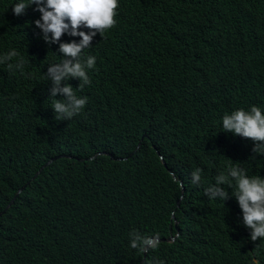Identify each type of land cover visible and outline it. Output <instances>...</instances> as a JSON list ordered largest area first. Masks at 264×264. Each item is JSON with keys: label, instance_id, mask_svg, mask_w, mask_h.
Returning a JSON list of instances; mask_svg holds the SVG:
<instances>
[{"label": "trees", "instance_id": "16d2710c", "mask_svg": "<svg viewBox=\"0 0 264 264\" xmlns=\"http://www.w3.org/2000/svg\"><path fill=\"white\" fill-rule=\"evenodd\" d=\"M17 2L0 0V55L29 61L23 73L0 64V213L62 157L0 217V264H264L235 181L224 202L205 195L229 165L264 178L254 141L222 129L235 110L264 114V0H119L115 27L83 50L92 89L68 121L46 77L59 44L43 40L35 5L14 15ZM133 231L159 247L131 248Z\"/></svg>", "mask_w": 264, "mask_h": 264}, {"label": "clouds", "instance_id": "9594fccd", "mask_svg": "<svg viewBox=\"0 0 264 264\" xmlns=\"http://www.w3.org/2000/svg\"><path fill=\"white\" fill-rule=\"evenodd\" d=\"M31 5H35L34 11L41 14L34 23L41 30L43 40L50 45L59 44L58 52L63 56L61 62L49 65L46 77L52 82L50 96L56 97L52 107L55 119L68 121L82 112L88 99L85 95L92 89L88 86L91 83L88 70L95 67L96 58L92 55L82 58L83 50L91 46L94 49L97 48L105 32L115 27L119 0H27V2L18 0L12 5V11L14 15L20 16ZM81 29H87V31ZM65 33L72 37L79 36V42L75 40L61 42V37ZM97 33L102 38L92 42ZM28 62L15 49L0 55V64H7L10 72L19 69L23 73L24 66ZM70 78H76L80 83H66ZM62 82H64L63 86ZM222 129L225 132L251 139L254 141L252 152L264 156V114L259 107L252 106L250 111L238 109L231 114H225L222 118ZM131 156L133 155L123 159L127 160ZM61 157L55 158L58 160ZM123 159L118 160L124 161ZM46 163L40 168L42 171L53 162L44 167ZM201 171L197 168L192 173L193 184L198 185L201 182ZM172 176L176 179L174 175ZM233 181H235L236 189L232 195L236 197L242 209L244 225L251 229V240L256 241L258 238H264V178L261 176L250 177L246 174L245 169L229 165L227 174L220 173L215 178V184L205 188V195L209 199L218 198L224 202L229 198V193L221 185L232 188ZM28 185L30 183L23 189H26ZM180 185L183 190L182 183ZM182 198L183 196L178 201V206ZM172 218L176 219L174 213ZM129 235L131 248L139 249L141 252H145V255L149 250L159 247L160 239L158 237L143 236L136 231ZM174 239L175 237L171 236L170 240ZM253 264H259V262L254 260Z\"/></svg>", "mask_w": 264, "mask_h": 264}, {"label": "water", "instance_id": "95a60500", "mask_svg": "<svg viewBox=\"0 0 264 264\" xmlns=\"http://www.w3.org/2000/svg\"><path fill=\"white\" fill-rule=\"evenodd\" d=\"M139 148H141V145H139L137 149H139ZM55 160H57V158H54V159L50 160L48 163H46V164L44 165V167H46L49 163L54 162ZM123 160H126V159H123ZM41 171H42V169H40V171L36 174V176H34V178H33L30 182H28V183H31V182H33L34 180H36V178L39 176V174L41 173ZM23 190H24V189H23ZM23 190H20V191L18 192V194H19V193H22ZM18 194L16 195V197L18 196ZM16 197L10 202V204L6 207V209L0 213V217H1L4 213H6V211L10 208V206H12V204L14 203Z\"/></svg>", "mask_w": 264, "mask_h": 264}, {"label": "bare ground", "instance_id": "6f19581e", "mask_svg": "<svg viewBox=\"0 0 264 264\" xmlns=\"http://www.w3.org/2000/svg\"><path fill=\"white\" fill-rule=\"evenodd\" d=\"M95 252V251H94ZM105 255V254H104ZM94 256V255H93ZM101 259H102V257H101ZM99 260V259H98ZM104 260V259H103ZM85 261V260H84ZM88 262V261H87ZM96 263V262H95ZM83 264V263H82Z\"/></svg>", "mask_w": 264, "mask_h": 264}]
</instances>
